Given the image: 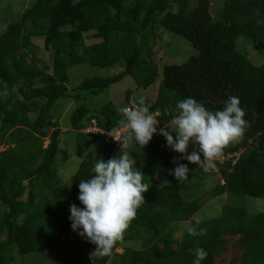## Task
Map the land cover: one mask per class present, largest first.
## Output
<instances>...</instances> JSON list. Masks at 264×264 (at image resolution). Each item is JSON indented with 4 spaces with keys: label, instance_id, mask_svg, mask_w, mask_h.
<instances>
[{
    "label": "trees",
    "instance_id": "obj_1",
    "mask_svg": "<svg viewBox=\"0 0 264 264\" xmlns=\"http://www.w3.org/2000/svg\"><path fill=\"white\" fill-rule=\"evenodd\" d=\"M212 1L197 0L192 6L188 0H36L7 25L0 34V146L7 148L0 151V264H14L17 257L40 251H52L55 264H109L116 257L120 264H192L197 247L208 252L202 264H214L226 243L223 236L238 238L243 249L239 264H264V213L229 206L212 219L192 220L216 197L264 198V61L257 66L240 50L246 43L264 55V0H225L215 18ZM156 27L182 38L195 51L183 64L163 65L156 98L143 104L159 121L157 128H169L181 99L192 97L215 111L233 95L240 99L248 127L237 144L225 146L214 160L218 168L211 175L219 178L217 185L191 201L180 187L199 173L208 176L203 164L188 165V179L177 182L169 174L179 163L177 153L165 139L154 135L140 147L127 140V131L122 150L130 152L149 190L111 254L96 256L95 245L72 231L69 208L82 207L78 184L90 178L95 160L107 161L119 150L121 144L106 133L123 128L125 115L112 102L91 109L85 96L100 94L126 76L141 90L153 85L158 77L151 58ZM84 34L95 42L86 45ZM32 39H43L44 50L53 51L52 74L38 67L41 61L34 56ZM84 63L121 65L123 71L85 79L70 91L67 72ZM61 99L78 104L70 115L76 155L99 148L81 159L64 195L56 168L61 131L51 116ZM92 121L99 131L83 133ZM61 154L66 160L67 154ZM234 154L239 156L228 158ZM165 179L169 184L162 183ZM25 182L26 187H16ZM185 222L204 235L185 230L175 241L171 226ZM123 243H139L140 249L127 248L118 255Z\"/></svg>",
    "mask_w": 264,
    "mask_h": 264
},
{
    "label": "clouds",
    "instance_id": "obj_2",
    "mask_svg": "<svg viewBox=\"0 0 264 264\" xmlns=\"http://www.w3.org/2000/svg\"><path fill=\"white\" fill-rule=\"evenodd\" d=\"M238 96H229L220 110H209L192 97L177 102L176 114L171 120L174 131L159 127V121L149 114L147 106L125 108L121 126L128 130L127 140L140 147L149 144L154 135L162 136L166 146L181 154L191 164L209 163L223 155L225 146L239 139L248 127L246 113L240 106ZM198 151L187 153L189 144ZM203 156V160L201 159ZM177 182L188 179L187 164L178 163L169 173ZM142 171L135 167L130 152L122 150L118 156L107 161L96 159L89 179L78 184V201L82 207L70 206L69 220L72 231L95 245L92 254L104 257L111 254L117 241L123 238L138 208L145 202L144 194L149 185L144 182ZM163 184H169L167 179ZM190 235H204L196 227L186 225ZM208 252L200 247L194 249L192 264H202Z\"/></svg>",
    "mask_w": 264,
    "mask_h": 264
},
{
    "label": "rangeland",
    "instance_id": "obj_3",
    "mask_svg": "<svg viewBox=\"0 0 264 264\" xmlns=\"http://www.w3.org/2000/svg\"><path fill=\"white\" fill-rule=\"evenodd\" d=\"M36 0H0V34L5 30L10 22H13L14 18L19 16V14L26 8L33 5ZM190 5H195L197 0H188ZM225 0H215L210 4V12L214 18L218 16L221 6ZM88 34H84V41L86 45L95 42L87 37ZM153 45L151 48V58L158 65V77L153 85H151L147 90H141L136 87L134 80L131 76L124 77L120 82L111 85L104 92L97 95H86V103L91 109H97L109 102H112L118 109L122 110L124 113L125 108L134 109L141 106V102L151 104L156 98L157 89L162 79V67L167 64H183L187 61L188 57L195 53L191 46L183 40L182 38L175 37L167 31H163L160 28H155V38L152 39ZM31 42L36 46L34 50V56L40 58V64L38 67H47L49 74H52V60L53 51L50 49L48 51L44 50L43 39H32ZM241 42V41H240ZM240 50L247 55L250 61L259 66L264 61V55L258 54L251 50V48L246 45L240 44ZM19 54V53H18ZM26 61L29 63L31 61V55L27 57ZM123 71L121 65H115L112 67H97L91 66L89 64H80L71 67L68 72V82L67 88L72 91L76 89L85 79L88 78H106L115 76ZM38 81H36L37 83ZM85 93V92H84ZM138 101L140 104L136 103ZM78 106L76 102L72 99H61L53 107L51 116L53 122H55L61 131L59 137V147L61 152L57 155L56 168L58 176L62 179L63 183V195L65 191L70 187V179L72 175L76 172L78 165L84 155L89 151L97 150L98 146L90 147L85 152L80 155L75 153V135L76 133L71 129L70 125V115L74 109ZM32 116V115H31ZM33 117V116H32ZM155 117V116H154ZM92 127H86L82 131L83 133L96 132L98 129L94 128V122H91ZM169 129L174 131V126L169 124ZM52 129L49 130V134ZM122 134L118 139L121 141V146L119 150L115 151L112 155L118 156L122 145L125 144L123 140L125 133L128 131L125 128H121ZM240 138L230 143L232 146L239 142ZM49 143L48 138L44 141V146ZM5 145L0 146V151L6 150ZM123 149V148H122ZM99 150V148H98ZM192 151H198V146L189 144L186 154H190ZM62 152L67 154V159L62 160ZM239 154H234L228 158L233 157L236 159ZM203 160V156H201ZM175 161L187 165H192L186 159H184L181 154L177 153L175 156ZM136 161L134 160V163ZM217 166L214 161L209 163H203L202 169L203 173L208 176H203L199 173L197 179L192 178L191 181L186 183V186L180 187V193L188 201L207 195V193L217 185L219 178L215 175H211L213 170H217ZM138 169V168H137ZM139 170V169H138ZM202 176V177H201ZM27 186V183L17 184L16 187ZM28 191V188L26 189ZM22 196L21 200L25 201L27 198V192ZM190 193V194H189ZM238 206L244 208L248 214L264 213V198L255 199L251 197H243L236 195H224L221 197H216L210 200L192 217L195 222H200L208 219H212L221 214L224 207ZM0 207H4L3 203L0 201ZM187 222L182 224H175L171 226L173 238L175 241H179L182 237ZM222 239L226 240L223 249L216 254L214 257V264H239L240 257L243 249L237 243V237L223 236ZM139 250V243H123L117 250L116 253L121 255L125 249ZM54 253L52 251H40L30 255L19 256L16 258L14 264H55ZM119 257L113 258L109 264H120Z\"/></svg>",
    "mask_w": 264,
    "mask_h": 264
},
{
    "label": "built area",
    "instance_id": "obj_4",
    "mask_svg": "<svg viewBox=\"0 0 264 264\" xmlns=\"http://www.w3.org/2000/svg\"><path fill=\"white\" fill-rule=\"evenodd\" d=\"M122 134L121 131H114V132H108L106 133V136L108 137H112L113 142L116 143L117 145H119V143H121V141H119L118 139L120 138V135ZM124 138V137H123ZM124 140V139H123Z\"/></svg>",
    "mask_w": 264,
    "mask_h": 264
}]
</instances>
